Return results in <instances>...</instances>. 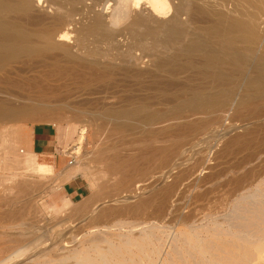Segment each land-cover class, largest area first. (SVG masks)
<instances>
[{
  "label": "bare ground",
  "instance_id": "obj_1",
  "mask_svg": "<svg viewBox=\"0 0 264 264\" xmlns=\"http://www.w3.org/2000/svg\"><path fill=\"white\" fill-rule=\"evenodd\" d=\"M110 1L111 0H108V2ZM170 1L171 0H113V8L111 7L112 11H110L109 14H105L107 11L105 13L102 11V13L95 12L96 14L94 13L90 20H88V24H84L78 28L74 20L75 18L73 19L74 15L79 11V7H77L79 4L78 0H0V77L2 78V76H4L6 79H11V76H20L23 78L26 74L33 72L37 74V76H40L43 79H41L42 82L44 81L43 83H45L46 79L57 78L56 76H60L59 74L61 72L64 74V72L68 71L66 73H69L70 71L71 75V72L79 71L80 75L82 74L83 76V80L90 79L87 83L95 80L90 90L93 93L97 91V89L102 88L107 94H109L108 90L109 92L111 91L110 89L117 91L123 90V92L124 90H131L132 92L133 90H138V92L139 90H144L143 92L145 93L159 90L163 91L165 94H175L173 96L174 100L171 99L172 96L170 97L173 103L168 109L169 112H167V110H163L162 107L164 106L161 107L162 109L151 107L150 103L144 101L142 97L141 99L143 101H139L137 94H135L137 97L131 95L125 97V95H123L124 97H117L115 100L112 98L113 101L110 98L111 101L107 102L106 100L109 99L111 94H109L108 97L106 94L100 92L103 96L100 95L102 97L101 103L97 101L99 105L102 104L101 107L98 106L100 109L98 117L100 121L102 120L104 125H111L112 131L111 129L108 130L111 131L110 134L114 132V135L116 133V135H120V137H125L127 135L131 137L135 135L136 138V134H139V137L140 134L149 136L150 134H147L149 129L152 126L155 127V124L164 123L167 114H171V116L176 115L178 117H184L187 112L192 115L197 114L202 116L203 120L207 119L209 122L212 121L214 125L220 128L224 126V121L228 115H231V118H233L232 116L235 117V115L229 114L231 106H234V111H237L236 115L244 111L249 112L251 115L256 114V116L260 118L259 121L256 122V125H246L244 128L240 129V132L237 126H235L236 128H230V126L229 133H227L229 135L231 132L233 136L229 137L231 139L226 143L228 149L235 145H238V147L243 146V149H245V147L248 148L249 155L247 156L249 163L250 161L251 163L252 161L255 162L257 158L259 159L261 157L262 164L261 161L258 160L260 163L256 164L257 161L255 162L256 165L252 163V167L247 166L248 170H245L247 172H242V176H237L239 177L238 179L233 178L234 176L230 177L231 181L233 179L237 181L236 183L233 181V183H235H232L234 186L232 185V187L228 189L225 188L226 184L224 183L226 182L224 180V183L220 182L221 180L219 178L222 174H220L219 170L214 172L215 170L213 171V169H211L210 171H213V173H207V171L204 170L206 174L204 175L202 173L203 177L201 176V183L204 182V188H201V184H199L200 179L198 180L199 183H194L196 187L198 184L200 185V187L197 188H201L200 192L197 191L196 194L194 193L195 195L184 204H178L179 202L177 203V201V204H175V201H173L174 204L172 203L169 205L168 203L166 205L165 202L168 201L163 200L165 205L163 203V205L158 204L155 211L153 210V217L157 224L161 223L163 218L166 216L168 217V215L164 217V213L166 214L169 207H172L171 210L169 209L172 216L169 217V219L167 218V227L171 228L172 234L173 229L182 233V245H189V248L191 247L193 251L184 250L188 251L189 254L192 253L193 256L194 254L196 257L197 255H199V257L201 256V260L202 258L204 260L206 259L205 263L208 261L207 264H258L259 260L264 259V208L254 209L255 211L257 210V212H253L254 214L252 213L254 216L251 217L250 222H248L249 224L244 225V221L242 225H239L240 227L237 226L236 232L234 231V226L229 224L228 221H226L228 224H222L221 222L223 220L220 221L219 215L221 216V214L225 212L226 204L238 191L252 186L262 175L264 176V0H179L178 4H173L172 13ZM45 2H48L49 8L51 7L53 9L51 13H49L50 11L47 13L41 10L40 5H43ZM105 2L107 1L105 0ZM167 10L170 11V15L166 14ZM183 14L187 15L185 20L182 19ZM164 16L166 19H164ZM70 30L76 33L74 37L71 35ZM91 37L96 43H106L107 48H103L105 44H103L104 46L96 44L97 46L92 47V42H90ZM259 49L260 53L257 55L256 51ZM138 50L144 52V57L151 58L152 65L150 67L140 65L144 57L136 56L135 53ZM17 65H20V67ZM249 66H252L253 73H246ZM74 74L75 73H73V75ZM29 76L30 75H28V77ZM37 76L35 75V77ZM60 77H63V75ZM14 78L12 81H14ZM23 81H21L22 83L17 82L18 84L13 82V88L15 89L11 90L9 88L11 84L8 83V79L7 82H5L10 85H6L10 91L7 92L5 99H0V120L19 121L23 117L33 116L36 113L51 108L46 100L45 93L47 90L45 89V85L43 86V89L46 90L44 95L39 93L40 96H34L35 92L32 90L33 86L30 84L31 82L29 81V85L31 86L27 87ZM39 84L41 85L42 83ZM52 86L50 90L54 89ZM89 86H87V90ZM8 89L6 90L8 91ZM30 90L33 91V95H31L32 91ZM239 90H241V95H237ZM39 92H41V90ZM141 92L142 91H140V94ZM60 93H63V91ZM39 94L36 92V95ZM149 94L148 98L154 95L152 94L149 96ZM105 95L106 97H104ZM157 96L160 95L157 94L156 97ZM153 99H151V101L149 100V102L153 103L155 100ZM158 99L161 100V98ZM57 101L55 103H57ZM161 101L166 102L165 100ZM154 102L157 103V101ZM156 103H153V105ZM161 104L163 105V103ZM164 105H168L167 102ZM95 106L96 105H94V108ZM259 106L261 111L257 109ZM97 110L96 108V111ZM96 111L93 112L95 113ZM95 114L94 116L96 117ZM197 117L199 118V116ZM96 121H98V119ZM231 125L233 126L234 124L232 123ZM102 127L106 126L102 125ZM225 128H221L223 131L215 140L225 135L227 131ZM151 131L149 133H151ZM105 133L104 130V134ZM79 138H81V136ZM107 139L108 138H106V140ZM241 149L242 148H240V150ZM164 150L167 149L164 148ZM220 150L223 151L222 149ZM233 150L231 151L234 152L235 150ZM79 151L80 146L77 144L74 150L68 154L72 156ZM108 151L105 152V157L111 160V157L109 156V158L107 156ZM225 152L229 153L228 151ZM114 153L116 155V152ZM214 153H216V151ZM214 153L213 155L215 156ZM113 154H111L112 157L114 156ZM168 154H170V152ZM217 154H219V150ZM30 155H32V153ZM207 155L208 154L205 153V155L201 156V159L204 160ZM220 155L216 158L219 159ZM119 156L116 157L118 158ZM222 156L223 154L221 158ZM27 157V159H29L32 156ZM114 159L112 158V161H114ZM29 160H32V158ZM119 160L125 163L127 159H124V161L122 159ZM128 160L130 161V159ZM121 161H115L116 166H121ZM207 161H209V159ZM112 163L110 165L115 169V163L114 165ZM117 163L119 164L117 165ZM216 163H218V161ZM201 164L202 163H200V165ZM212 164L214 163L212 162ZM259 164L262 168L258 169ZM31 165L32 163L30 166ZM125 165L126 164H123V167ZM120 166H118L117 169ZM133 166L134 165H132V167ZM203 166L205 168L204 164ZM215 166L216 167L213 168H219L217 164ZM241 166L239 164L236 168H240ZM209 167H211V165H209ZM206 168L208 169V166ZM121 170L122 168H120V171ZM189 172L191 171L189 170ZM221 173L223 172L221 171ZM181 176L179 177L182 178ZM190 178H188V180ZM218 179L220 180L219 182ZM176 182L179 183V181ZM173 183L174 181L171 183L172 186L169 184L170 188L166 191L167 197H165L166 195H161L165 197L164 199L166 200L172 201L175 197L178 199L177 185L179 184ZM191 183L193 184V182ZM190 184L187 185L190 187ZM167 188L168 186L166 189ZM191 189L193 188L190 187V190ZM184 192L182 194H184ZM156 197L153 199H156ZM148 198H146L148 201L153 202ZM185 199L186 197L183 198L184 201ZM145 201L146 200H144V203ZM139 206H141V204ZM127 207H129V205H127ZM149 207L150 206L145 207V210ZM103 208L104 207H102V209ZM119 208L120 210L117 207L121 212L123 208ZM117 209L115 208V213ZM131 209L133 210L130 205L129 210L131 211ZM185 209L186 211H184ZM126 210L124 208L125 216ZM136 210H138L137 207ZM148 211L147 214L149 215L151 210L149 209ZM101 213L95 214L92 220L100 222V219L103 220V217L106 219L107 214L104 213L105 215H102ZM131 213L135 214L136 212L134 211ZM109 214L110 213H108V215ZM121 214L123 213L121 212ZM149 218L150 217H148V219ZM248 218H250V216ZM210 221H213L216 225L213 230L203 234V231L196 229L197 225L202 223L205 224ZM159 227H161V225ZM222 227L224 229H222ZM182 236L180 237L182 238ZM175 238L178 237L176 236ZM204 238H211L217 241V249H219L217 255L216 253L208 254V250L202 248ZM170 252H168V254ZM249 253L252 257L249 260L246 258L248 261L245 260L243 262L241 259H233L228 262V260H226L227 256L231 254L238 258L243 256L247 257ZM192 254L189 258H192ZM189 258H184V263H182L189 264L191 261ZM192 259L194 263L196 259L195 256ZM182 260L183 258H181V261ZM198 263L200 264V262Z\"/></svg>",
  "mask_w": 264,
  "mask_h": 264
},
{
  "label": "rangeland",
  "instance_id": "obj_2",
  "mask_svg": "<svg viewBox=\"0 0 264 264\" xmlns=\"http://www.w3.org/2000/svg\"><path fill=\"white\" fill-rule=\"evenodd\" d=\"M78 1L80 4L77 5V7H79V13L77 12V14L73 17V19L75 18L74 20L78 28L84 24H88V20H90L91 16H93L95 12L100 13L102 11L105 13L107 11L105 14H109V12L112 11V5L114 3L113 0L110 1L111 3L108 2V0H106L107 2H105V0ZM170 2L172 5V13L173 4H178L179 0H171ZM40 8L47 13L49 11V13H51L53 10L51 7L49 8L48 2L40 5ZM166 14L170 15V11L167 10ZM186 17V14L182 15L183 20H185ZM164 19H166V17ZM70 32L73 37L76 35L73 30H70ZM90 42H92V47L97 46L96 44H101L100 46L105 44V46L103 45V48L107 46L104 42L96 43L92 37L90 38ZM259 53L260 49L256 51L257 55ZM135 54L137 57H144V52H141V50L136 51ZM140 65L150 67L152 65L151 58L144 57L143 61L140 62ZM17 66L20 67V65ZM66 72H64V74L63 72L59 74L60 76L63 75V77L56 76L61 79L49 78V80L46 79L47 82L45 81V83H43L44 81L42 82L43 79L40 76H37V74L33 72L26 74L23 78L20 76H11V79L7 78L8 83L11 84V87H9L10 90L15 89L13 88V82L18 84L19 82L22 83L21 81L23 80L27 87L31 86L29 85L31 82L30 84L33 86L32 90L35 92L34 94L33 91L30 90L32 91L31 95L34 94V96H40L41 93L44 95L47 90L45 96L51 108L36 113L33 116L23 117L19 121L0 120V264H183L184 260L191 257L192 254H189L186 250L191 251L192 248H189V245H182V233L173 229L172 234L171 228L167 227L166 221H168L169 217L172 216L171 211L169 212V209L171 210L172 207H169L166 214L164 213V217L165 215H168V217L166 216L163 218L161 223H158V225L153 217L156 206L158 204L161 205L162 203L164 205L165 203L166 205L168 203L171 205L172 203L174 204L173 201H175V204L178 202V204H184L186 201L188 202L190 198L197 193V191L200 192V189L204 188V182L201 183V176L203 177V174L205 175L206 171L207 173H213L214 170V172L219 170L222 175H220L221 177L219 178L221 181L218 179V182H223L224 180L226 183H223L227 186H225V188L228 189L229 187H232V185L237 181L233 178L238 179L242 176V172L246 169L248 170L247 166L252 167L255 162L258 160L261 161V157L259 159L257 158L255 162L252 161V164L251 161L249 163L248 160V148L245 147L248 152L243 149V146L238 147V145L228 149L227 143L231 139L229 137L233 136V133L231 132L228 135L230 130L229 127L231 126L230 128H234L237 126L239 129L238 131L240 132V129L244 128L246 125H256V122H258L260 118L257 117L256 114L251 115L249 112L245 111L236 115L237 111H234V106H231L229 114L235 115V117L232 116L233 118H231V115H228L224 121V126L226 128L224 126L221 127L222 129L225 128L227 130L226 133H228H225L226 136L224 135L222 138L215 140V138L220 135L223 130L219 126L214 125L212 121L209 122L207 119L203 120L202 116L197 114H194L196 115L194 116L189 112H187L184 117L181 116L182 118L176 115L171 116V114H167V117L165 118L166 121L164 120V123L161 122L163 124H155V127L152 126V129L150 128L152 131L149 129L147 133L150 134L149 136L146 134V136L140 134V137H142L140 138L139 134H136V138L135 135H132L131 137H129V135L120 137V135H116V133L114 135V132H112L113 135L112 133L110 134L112 131L111 125H104L102 120L100 121L98 117V112L100 110L99 107H101L102 104L99 105L97 101L99 103L102 102L101 96H103V94H106L107 96L111 94L110 97L108 96L109 99L106 100L107 102H110L112 98L114 100L117 99V97L122 98L121 96L123 95L128 97L130 95L136 96L135 94H137L139 101H143L141 99L142 97L144 101L150 103L151 107L153 106V108L159 109L163 108V110L165 109L167 112H169L168 109L173 103L172 100H174L173 96L175 94H165L163 91L159 90L151 92H147L145 90L148 94L150 93L149 96L154 94L148 98V94L143 92L144 90H139V92L138 90H133V92L131 90H124L123 92V90L117 91L110 89L111 93L108 90L109 94H107L102 88L97 89V91L93 93L90 90L93 87V82H95L94 79V81H90V84V82L87 83L90 79L83 80V76L82 74L80 75L79 71H76L79 74L71 72V75L70 71L69 73ZM73 73H75V76ZM246 73H253L252 66H249ZM34 74L37 77H35ZM28 75L30 76L28 77ZM13 78L14 81H12ZM7 79L4 76H2V78L0 77V99H5L7 92L10 91L8 89V86L10 85L5 83L7 82ZM39 83L42 84L40 85ZM44 85L46 86V88L44 87L46 90L43 89ZM51 86L56 90H50ZM87 86H89L88 90ZM6 89H8V91ZM38 90H41V92ZM62 91L64 94L60 93ZM140 91L143 93L141 92L140 94ZM36 92L37 94H40L36 95ZM143 94H145L146 97ZM157 94L160 96L156 97ZM47 95L49 96V99ZM106 95L104 97H106ZM237 95H241V90L237 92ZM158 98H161L163 101L165 100L168 105H164L166 102H162ZM151 99L157 101L159 105L152 100L153 103L157 104L153 105L152 102H149ZM56 101L57 103H55ZM94 105H96L95 108ZM96 108L98 109L97 111ZM257 109L258 111H261L260 106ZM93 111H96V114ZM197 116H199V118ZM97 119L98 121H96ZM232 123L234 124L233 126L231 125ZM43 124H51L57 129L61 143L62 157L66 160V163L67 160L69 161L72 158L74 159V164L70 165L74 169H72V172L67 179L78 174L83 177L88 186L87 193L83 196L73 198L69 195L64 188L65 177L63 175V170H60V168L55 169L53 167L51 170L49 165L40 163L37 160V155L27 147L34 127L36 125ZM101 124L106 127H102ZM110 129L111 131H108ZM104 130L106 132L105 134ZM150 131L151 133H149ZM80 136L81 138H79ZM106 138L108 139L106 140ZM224 142L227 143L225 144ZM77 144L80 146V151L78 153H74L72 157L66 155V153L68 154L73 151ZM222 145L226 146L223 147ZM164 148L168 151L164 150ZM234 148L239 149L235 150ZM240 148L242 149L240 150ZM218 150L219 154H217ZM224 150L229 153H226ZM107 151V156H110L111 158H109L111 160L105 157V152ZM112 151L113 153L116 152V155L115 153L113 154ZM215 151L216 153H214ZM169 152L170 154H168ZM31 153L32 155H30ZM205 153L208 155L203 160L201 159V156L205 155ZM220 153L221 155L223 154L222 158ZM111 154L114 156L112 157ZM218 155H220L219 159L216 158L219 157ZM27 156H32L29 158H32V160L27 159ZM116 156H119L120 158H118L123 161L124 159H130V161L126 160L125 163H122V161ZM112 158H115L114 161H112ZM208 159L209 161H207ZM40 160L43 162L41 158ZM118 160L121 161V166L117 163V165L120 166L118 168L119 170L117 169L118 166H116L115 162H119ZM29 161L32 163L31 166ZM215 161H218V163ZM260 161L256 164L260 163ZM212 162L214 164H212ZM111 163L113 165L115 163V169L112 165H110ZM200 163L202 164L200 165ZM238 163L240 166L242 165L240 168H236L239 165ZM123 164L126 165L123 167ZM203 164L205 165V168L208 166V169H205ZM216 164L220 169L213 168L216 167ZM132 165L135 167H132ZM209 165H211V167H209ZM120 168H122L121 171ZM259 168H262L260 164L258 165V169ZM211 169H213V171H210ZM189 170L191 172H189ZM204 170L206 171L204 172ZM221 171L223 173H221ZM230 177H233L231 178L233 179L232 181L230 180ZM263 177L264 176L262 175L260 177L261 179L259 178L252 186L246 187L247 189L245 188L238 191L235 194L236 196L234 195L233 198L228 201L225 212H223L221 216L219 215L220 221L223 220L221 222L222 224H232V226H234V231L236 232L238 228L237 226L242 225L244 221V225L249 224L248 222H250L251 217L254 216L253 212H257V210L255 211L254 209L264 208ZM188 178L190 179L188 180ZM173 181L174 183L179 184L177 185L178 199L175 197L172 201L166 200L164 199L167 197L166 191L170 188V186H172L171 183ZM176 181H179V183ZM227 181L230 182L228 183ZM233 181H235V183H233ZM191 182H193V184ZM194 183L201 184V188L197 189L200 185L198 184L196 187V184ZM187 184H190V187L193 189L190 190V187ZM167 186L168 188L166 189ZM184 191L186 192V195ZM183 192L184 194H182ZM153 195H156L157 197ZM161 195L166 196L162 197ZM155 197L156 199H153ZM182 197H186L185 201ZM146 198L152 200L153 202L148 201ZM143 199L146 200L145 203ZM163 200L168 202L164 203ZM138 204H141V206ZM144 204L150 207L145 210V207L147 206ZM127 205H129V207H127ZM130 205L131 208H133L131 211L129 210ZM102 207H104V212ZM117 207L119 210V207L123 208L121 210L123 214H121ZM136 207L138 210H136ZM115 208L118 210V212L116 210V213ZM124 208L125 210L126 208L129 210L125 211L126 216L124 215ZM149 209L151 210V213L148 215L147 213L149 212ZM140 210L142 213H145L142 214ZM134 211L137 214L131 213ZM184 211H186V209ZM99 213L102 215L107 214L106 219L103 217V220L100 219V222L93 221L92 217ZM108 213L110 214L108 215ZM249 216L250 218H248ZM148 217H150L149 219L151 223ZM226 221H228V223ZM160 225L163 227H159ZM215 227L216 225L213 221H210L205 224L202 223L197 225L196 229L203 231L204 234L207 231L213 230ZM222 229L224 228L222 227ZM176 236L178 238H175ZM180 236H182V238ZM202 248L208 250V254L216 253L217 255L219 251V249H217V241L212 240L211 238H204ZM168 252L170 253L168 254ZM231 255L227 256L228 259L226 258L228 262L233 259H241L244 262L246 258L249 260L252 257L250 253L247 257L243 256L238 258L237 256ZM179 256L183 258L182 261ZM194 256L196 258L194 260L196 263H193L192 261ZM194 256L192 254V258H189L191 259L190 263L188 262L189 264H199L198 262H200V264L208 263V261L205 263L206 259L204 260L202 258L201 260V256L199 257V255H197L198 258L195 254ZM259 263L264 264V259L259 260Z\"/></svg>",
  "mask_w": 264,
  "mask_h": 264
},
{
  "label": "crops",
  "instance_id": "obj_3",
  "mask_svg": "<svg viewBox=\"0 0 264 264\" xmlns=\"http://www.w3.org/2000/svg\"><path fill=\"white\" fill-rule=\"evenodd\" d=\"M27 147L37 155V160L40 163L49 165L51 169L53 167L63 170L65 177L64 188L69 195L73 198H78L87 193V183L79 174L67 179L74 168L70 166L71 159L67 160L66 163V160L62 157L61 143L55 126L51 124L36 125ZM66 155L70 156L67 153ZM40 158L43 162H41Z\"/></svg>",
  "mask_w": 264,
  "mask_h": 264
},
{
  "label": "built area",
  "instance_id": "obj_4",
  "mask_svg": "<svg viewBox=\"0 0 264 264\" xmlns=\"http://www.w3.org/2000/svg\"><path fill=\"white\" fill-rule=\"evenodd\" d=\"M72 164H74V159L73 158L70 160V165H72Z\"/></svg>",
  "mask_w": 264,
  "mask_h": 264
}]
</instances>
